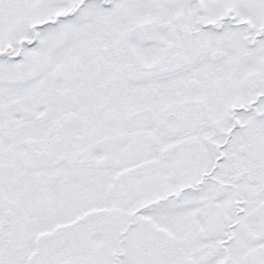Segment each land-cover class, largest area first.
<instances>
[{
    "label": "snow or ice",
    "instance_id": "1",
    "mask_svg": "<svg viewBox=\"0 0 264 264\" xmlns=\"http://www.w3.org/2000/svg\"><path fill=\"white\" fill-rule=\"evenodd\" d=\"M0 264H264V0H0Z\"/></svg>",
    "mask_w": 264,
    "mask_h": 264
}]
</instances>
